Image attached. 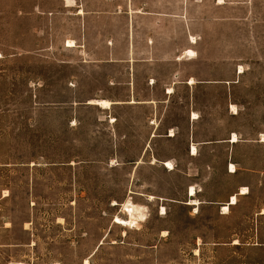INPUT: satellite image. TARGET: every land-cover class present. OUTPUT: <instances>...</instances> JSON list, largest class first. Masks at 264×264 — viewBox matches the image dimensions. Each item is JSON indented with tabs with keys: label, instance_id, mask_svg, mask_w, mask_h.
<instances>
[{
	"label": "rangeland",
	"instance_id": "1",
	"mask_svg": "<svg viewBox=\"0 0 264 264\" xmlns=\"http://www.w3.org/2000/svg\"><path fill=\"white\" fill-rule=\"evenodd\" d=\"M71 1L0 0V264H264V0Z\"/></svg>",
	"mask_w": 264,
	"mask_h": 264
},
{
	"label": "bare ground",
	"instance_id": "2",
	"mask_svg": "<svg viewBox=\"0 0 264 264\" xmlns=\"http://www.w3.org/2000/svg\"><path fill=\"white\" fill-rule=\"evenodd\" d=\"M67 2H68V4H67L68 6H74L73 4H71L72 3L71 0H67ZM83 13H84V10L81 9L79 14H83ZM192 39H194V36H192ZM193 41H195V40H193ZM68 45L69 46H74L75 45V41L73 39H69L68 40ZM186 52H187V55H191V56H194L196 54V51L193 50V49H188ZM240 72L241 73L244 72L243 66L240 67ZM192 83H195L194 78L192 79ZM173 91H174V88H169L168 93H172ZM129 102L130 103H136L137 101L135 99H132ZM91 103L108 109V108H111L113 101H111L109 99L100 98V99L91 100ZM232 109L235 112H238V109H237V107L235 105H232ZM194 115H197V114L194 113ZM170 135H175V130L174 129L171 130V134ZM154 136H155V134H154ZM238 141H239V137H238V135L236 133H234L231 142L232 143H236ZM192 150H193L192 154H197L198 148H197V146L195 144H193ZM154 161L156 162L157 159L154 158ZM164 165L167 168L171 169V170L174 169V165H173V163L171 161H165ZM230 167H231V172H236L237 171L236 165L234 163H231ZM197 192H198L197 189L194 186H192L189 189V195H191V198L186 202L187 204L193 205L195 207V211L196 212L198 211L199 205L201 204V201L198 198H195L196 195H197ZM247 193H249V189H248L247 186H243V187L240 188L239 194L243 195V194H247ZM153 198H155V196L154 195H150V200L153 199ZM237 203H238V194L231 195V197L229 198V201L227 203H225L224 205H222L221 212L224 213V214L228 213L230 211V209H231V206L235 205ZM114 204L116 205V204H118V202L115 201ZM122 206H123V211L126 213L127 217H121L119 215H116L115 219H114V223L119 224V225L124 226V227H128V226H131V225H133V226L140 225L139 224L140 221H143L144 219H146V213H145V209L146 208H145V206L137 205V204L133 203L130 198H128L122 204ZM162 210H163L162 214H166V208L163 207ZM263 213H264V211H263ZM235 243H238V241L235 240ZM84 264H90V257H87L84 260Z\"/></svg>",
	"mask_w": 264,
	"mask_h": 264
},
{
	"label": "crops",
	"instance_id": "3",
	"mask_svg": "<svg viewBox=\"0 0 264 264\" xmlns=\"http://www.w3.org/2000/svg\"><path fill=\"white\" fill-rule=\"evenodd\" d=\"M135 13L136 14H141V16H149V18L151 20H154L156 18L157 20H159V22H162V21L166 22V21H168V19H170V20L173 19V17L171 15L167 14V13L165 15H157V14H153V13H149V12H143L142 10H136ZM158 17H161V18H158ZM178 18H180V17H178ZM154 22H156V21H154ZM135 26H136V21H135ZM188 38H190L189 35H188ZM190 41H191V38H190ZM152 42H154V41H152ZM188 49H191V48H187V49L183 50L181 54L175 55V56L170 57V58L157 59V58H154V57L152 58L151 57L150 59H147V58L137 59L134 56V58L130 57V58L124 59V61L132 62V60H133V63H134L133 66H135V67H136L137 63H139V62L140 63L150 64V66H153L155 68L161 67L162 66L161 64H164V63L168 64L171 67V66H176V65H178V64H180V63H182L184 61H187L189 59H192L191 57H187L184 54V52H186ZM133 76H134L133 84H135V76H136L135 72H134ZM191 78H194L196 80V82L194 84L190 83L189 80H191ZM166 79H167V81L164 80L162 82L161 89H162V93L164 95H166V97H168V98L171 97L174 93H176L177 88H178V86L180 84H189V86L192 87V85H196L197 83L212 82V80L198 79L197 77H192V76H189V75L184 77L181 72H174V71H170V75ZM151 80H154L153 82H154L155 85H159L160 81H161L160 77H158L156 73H153V74H151V75L146 77V81H148L149 83H150ZM150 84H152V83H150ZM169 88H174V91L172 93H168ZM135 90L136 89L134 87V94L136 93ZM129 101H126V103L133 104V103H130ZM136 101L137 102L134 103V104H139V103L152 104L154 102L151 99H148V100L145 99V100H141V101L136 100ZM170 136H175V135H170Z\"/></svg>",
	"mask_w": 264,
	"mask_h": 264
},
{
	"label": "snow or ice",
	"instance_id": "4",
	"mask_svg": "<svg viewBox=\"0 0 264 264\" xmlns=\"http://www.w3.org/2000/svg\"><path fill=\"white\" fill-rule=\"evenodd\" d=\"M113 163H115V162H113Z\"/></svg>",
	"mask_w": 264,
	"mask_h": 264
}]
</instances>
